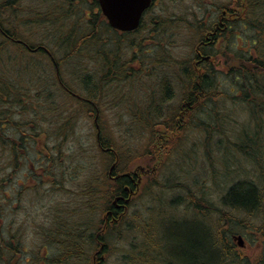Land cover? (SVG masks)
<instances>
[{"label":"trees","instance_id":"trees-1","mask_svg":"<svg viewBox=\"0 0 264 264\" xmlns=\"http://www.w3.org/2000/svg\"><path fill=\"white\" fill-rule=\"evenodd\" d=\"M50 1L54 0H0V264H71L85 256L89 258L98 249L102 254L108 253V244L105 250L100 246L116 227L107 225L104 217L116 197H129L126 190L122 193V180L128 189L134 188L128 186L130 178L124 174L133 172L137 158L146 163L147 169L168 159L174 144L198 118L191 114L194 109L205 110L212 118L215 109L211 103L226 97L247 105L257 121L264 120V0H238L237 35L231 29L224 32L220 48L213 50L226 58L219 59L224 62L221 73L212 64L204 68L192 63L195 46L205 33L201 21L196 22L199 13L194 3L207 11L210 5L203 0L194 1L185 31L177 32L180 27L176 21L170 36L160 31L157 58L151 60V54H147V60L143 55L139 61L141 71H136L132 52L147 53L142 37L123 35L108 27L102 13H86L88 0H79L77 25L72 27L76 19L71 20L63 11L54 17L41 13L39 4L44 6ZM216 6L231 12L228 3ZM180 33L191 37L187 43L191 57L172 56ZM133 36L136 37L132 39ZM226 75L231 89L219 91L220 79ZM117 84L126 86L122 96L115 92ZM121 101L125 109L114 118L118 122L107 126L106 110ZM189 103L191 107L184 106ZM187 107L190 110L182 113ZM81 119L94 121L93 145H85L88 142L77 136ZM219 119L216 112L213 122L204 123L206 130L217 128ZM244 131L250 144L236 145L254 161L258 159L254 152L258 141L249 136L248 130ZM148 134L149 143L140 150ZM76 137L77 150L68 147ZM32 151L38 156L33 163L35 168L33 165L22 179V188H16ZM87 156V163V158H80ZM75 159L77 164L71 165ZM257 165L264 169L263 161ZM110 173L122 177L113 181ZM153 176H149L150 180ZM28 190L40 200L36 206L44 211L41 224L28 220L31 207L24 206ZM199 190L187 188V196L173 200V204L188 203L199 215L219 213V217L214 226L193 218L174 222L179 228L178 234L171 236L178 244L173 250L177 261L264 264V253L251 262L234 239L237 228H249L264 245V186L249 179L233 182L221 197L223 210ZM51 191L69 193V201L55 199L47 204ZM133 201L120 202L127 210L116 217L117 225L129 220L127 231L137 237L144 235L145 244H153L156 232L152 222L144 220L143 214L128 213ZM14 213L25 215L24 221L14 220ZM143 222L148 227L146 231ZM30 225L34 229L28 232ZM187 228L188 234L180 232ZM26 234L44 240L30 258L25 249ZM181 239L182 245L178 243ZM46 246H52L54 252L51 248L50 255L45 254ZM158 255L160 258L161 253Z\"/></svg>","mask_w":264,"mask_h":264},{"label":"rangeland","instance_id":"rangeland-1","mask_svg":"<svg viewBox=\"0 0 264 264\" xmlns=\"http://www.w3.org/2000/svg\"><path fill=\"white\" fill-rule=\"evenodd\" d=\"M194 1L196 0H188L189 3L187 2L184 4L180 3L186 7L184 9H182L183 7H179L176 11H186L184 13L188 14L189 12L191 14L192 7L195 4L194 8L196 11L198 13L202 12L203 10H200L198 4L194 3ZM176 11L175 6L169 5L166 9L165 16H177L175 13ZM190 18H192V16H190ZM180 28L185 30L184 27ZM140 34L142 35V33ZM176 37L178 39L177 43L171 50L172 53L179 57H185V55L191 57L189 52L191 51L189 50L190 45L187 44L189 41H192L190 35L180 33L177 34ZM241 43L242 42L240 41V47H242ZM219 48L220 45H218L217 49ZM215 52L216 51H213L212 61L216 62L219 59L223 61L226 60L221 54ZM223 63L224 62L221 64ZM233 63H235L234 60ZM66 77L69 78L68 76ZM229 80L230 79L227 75L220 79L221 84L219 91H230ZM75 88L78 89V87ZM125 89V85L117 84L115 86V92L118 96H122V91H125ZM141 92L138 93V96ZM118 103V105L105 112L104 121L109 127L118 122V120L114 118L117 117L118 113L123 112L122 109H125L124 101ZM211 105L213 110L215 109L212 116L215 117V113L218 112V117L220 118L219 122L217 121V123H215L217 128L206 130L204 123L213 122V117L210 118L211 113L207 112L209 113L208 117L207 113L204 112L205 110L197 111V109H194L191 114L196 115L198 118L194 120V123L191 124V126L187 127L188 130H186L181 136V139L177 140L174 144L170 157L168 159L165 158L163 162L159 161L161 163L158 166L154 164L153 169L155 170L153 171L154 176L152 180H150L149 177L152 172V166H150L148 172L146 168L147 166L145 165L146 163L139 162L140 158H137V161H135L136 164L132 171L138 176L139 188L137 191L134 189L136 194L132 198L134 201L132 202L128 213L131 215L136 212L138 213L137 216L143 214L144 220L152 222L153 230L156 232V239H154L153 244H145L144 235L137 237L133 232H128L127 223L129 220L126 221V219H123L124 221L119 225L112 223L110 225L112 227L115 226L116 229L111 230L107 234L108 239L105 240V243L108 244V253H104L105 257L101 264H167L165 261H172L174 264H180L177 261V258L173 255V250L178 244L171 239V236L173 237L175 234H178L179 230L174 222H182L184 221L183 219L193 218L197 219L198 223L205 221L214 226V223L219 217V213L199 215L189 208L188 203L178 205L180 204L179 202L176 205L173 204V200L186 197L188 194L187 188L195 190L196 187H199V191L202 195L204 194L205 197L219 210H223L221 197L233 182L249 179L253 180L259 186H264V169L261 165H257V162L262 161L264 164V120L258 119L259 121H257L252 116L250 108H248L247 105L245 106L240 102L238 103L232 98L221 97V99L216 100L211 103ZM108 106H110V104H108ZM244 130H248L249 136L258 141L256 142L258 145L255 144L257 148L254 150V152H257L256 157L258 159H255L254 161L251 159L253 157L245 155L243 151L239 149L238 145H236L250 144V142L247 141L248 137ZM95 135L96 128L94 121L81 119L77 130L78 138L81 139L82 142H88L85 143V145H87L93 143L92 140L95 139ZM242 136L244 138H242ZM149 137V134L148 139L147 136L144 137L146 141L139 146L141 148L140 150L145 149L148 145ZM78 138H74L73 142L70 143L68 147L77 150ZM30 153L31 156L28 159V164L24 168V174L23 176L21 175L19 182L15 183L16 188H22V179L27 176V172L33 169V163L37 161V154L33 151ZM261 155L263 156V159L261 158ZM88 156L80 158H87V160H85L87 163L89 161ZM74 163L77 164V159H75L71 165H74ZM66 186L68 187L69 184ZM68 194L69 193L65 191L60 192V194L59 192L58 194H54L51 191L46 203L50 204L52 201H55V199L56 201L62 199L69 201L70 197ZM26 197L27 200L25 201L24 206H27L26 208L31 207V215L28 217V220L30 222L35 220L38 224H41L43 220L40 219V215L44 211L40 209V206H38V208L36 206V203L40 204L38 195H35L32 191L29 192L28 190L25 193L24 199ZM19 215L20 214L14 213L12 217L14 220H18L19 223H22L25 219V215L21 217ZM101 217H103L102 214ZM126 217L127 219H131L128 215ZM142 225L143 229L146 231V228L148 227L145 222H143ZM190 226L191 225L189 224V227ZM32 229L34 228L30 225L26 231ZM182 229H184V226H182ZM181 231L183 234H188L189 228L186 229V232L180 230V232ZM235 233L237 236L242 235L244 244L242 248H239L241 249L242 254L247 256L251 262L263 255L264 245L260 242L261 239L257 236L255 231L242 227L241 229L237 228ZM159 234H161L160 239L157 238ZM26 236L27 240L25 249L28 252L27 258H30L33 256L31 252L39 250V247L44 240L36 238L35 235L30 236L29 234H26ZM182 241L183 240L181 239L178 243L182 245ZM160 245L164 249L160 250ZM45 249H51V252H54L52 246H46L44 250ZM180 249H183V247ZM146 251L147 253H145ZM29 253H31V256ZM88 253H90V250H88ZM160 253L161 255L159 258V255L157 256V254ZM150 256L152 258H149ZM86 257L87 256L83 257V259L77 263H73L72 261L71 264H89L90 258ZM153 257L156 260H154ZM163 260H165V263Z\"/></svg>","mask_w":264,"mask_h":264},{"label":"flooded vegetation","instance_id":"flooded-vegetation-1","mask_svg":"<svg viewBox=\"0 0 264 264\" xmlns=\"http://www.w3.org/2000/svg\"><path fill=\"white\" fill-rule=\"evenodd\" d=\"M203 1L207 2L210 6H209V10L205 12L202 11L199 13V17L197 18V21H196L197 23L201 21L202 26L205 27V33L200 43H198L195 46L194 50L196 52V55H193L194 52L192 53V56L194 58L192 63L194 66H198L202 64L204 65V68L206 64H209V65L212 64L213 67L215 68L214 70H216L218 73H221L222 61L221 60H218L216 62L212 61L213 56L211 54V51L216 49L218 47V44L224 41L223 40L224 32L227 33L231 29L237 35V31H238L237 2L238 0H203ZM187 2L188 0H152V4L150 8H148V10H146V12H144L143 14L140 28L133 32H121V34L123 35H130V36L137 34L138 37H142L141 38L142 41L146 42V44H144L143 46L144 48L147 49V53H144L140 50H135L132 52L134 53V56H135L134 63H135L136 71L137 70L141 71L139 61L141 62V58L143 57V55L148 60L150 56H148L147 54H151V60H153V58H154V61L156 60L157 55L155 52H156V49L158 48V44H159L158 40H159V35H160L161 30L164 31L166 35L170 36L172 33L171 27L174 21H176L175 24L178 27L185 28L186 26H188V21L190 20L191 14L189 12L188 14H186L184 13L186 11H182V10H181L182 12L176 11V9H179L178 4L187 3ZM223 2L230 4L231 12H228L226 9L219 10L216 4H220ZM88 3H90V6H88V8L86 9V13H90V12L102 13L99 0H88ZM41 4H39L40 6L39 8L41 9L40 11L44 16H47V14H49L51 17H54L58 15V12L63 11L65 16L67 17L71 16L72 18L71 20L76 19L75 21L73 20L71 26L75 27L77 25L79 0H59V1L54 0V1H50L49 4H45L47 6L45 5L42 6ZM169 5L175 6V11H176L175 13L177 14V16H172V17L165 16L166 9ZM184 8L185 6L183 5L182 9ZM105 21L108 27H110L109 22L106 19V17H105ZM185 30H182L181 28H179L177 32L185 31ZM140 33H142V35ZM135 37L136 36H133L132 39H134ZM213 38H216V39L213 40ZM165 47L169 49L168 45L163 46V48ZM172 56H174V54ZM206 57H210V59L207 60ZM183 62H185V59H183ZM204 68H202V70ZM184 106L191 107L190 103ZM188 107L182 110L181 112L184 113L185 111H189L190 109H188ZM109 176L113 181H119V178L122 177L120 175L113 176L112 173H110ZM128 177L130 178L129 179L130 185L128 186H134V188L128 189L125 185L124 180H122L120 184L122 187V193L124 192V190H126L130 196L132 194V191H134L133 189H137V186L139 185V180H138V176L136 173L131 174V176H128ZM125 199L126 198L123 196H120V197L118 196L112 202V209L109 210L108 213L105 215V219H106L105 222L107 225H110L112 223L117 224L118 220L116 219V217L120 215V212L123 213L125 210H127V208H125L126 206L123 207V205H121L123 201L125 202ZM122 207L125 209H123ZM108 216L110 218H108ZM103 233H104V230H103ZM102 243L103 245L100 246V249L101 248L104 249V246L106 245L105 241H103ZM45 254L50 255V252L46 249ZM104 257H105L104 253L102 254V252L98 249L96 250L94 254H92L91 257H89L90 258L89 264H101L102 261L104 260Z\"/></svg>","mask_w":264,"mask_h":264},{"label":"water","instance_id":"water-1","mask_svg":"<svg viewBox=\"0 0 264 264\" xmlns=\"http://www.w3.org/2000/svg\"><path fill=\"white\" fill-rule=\"evenodd\" d=\"M99 2L103 14L108 18L113 28L133 31L140 26L141 18L150 7L152 0H99ZM158 162L156 163L157 166L160 164ZM129 201L130 198L126 199V202ZM236 240L239 246L243 247V237L239 235Z\"/></svg>","mask_w":264,"mask_h":264}]
</instances>
